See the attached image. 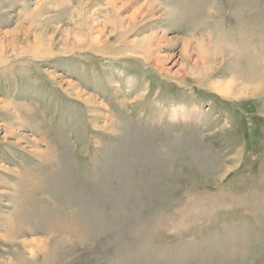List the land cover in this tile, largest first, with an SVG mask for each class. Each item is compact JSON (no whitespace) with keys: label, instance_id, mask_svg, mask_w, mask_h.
<instances>
[{"label":"rangeland","instance_id":"374dc122","mask_svg":"<svg viewBox=\"0 0 264 264\" xmlns=\"http://www.w3.org/2000/svg\"><path fill=\"white\" fill-rule=\"evenodd\" d=\"M0 264H264V0H0Z\"/></svg>","mask_w":264,"mask_h":264},{"label":"bare ground","instance_id":"6f19581e","mask_svg":"<svg viewBox=\"0 0 264 264\" xmlns=\"http://www.w3.org/2000/svg\"><path fill=\"white\" fill-rule=\"evenodd\" d=\"M142 6H146V4H142ZM149 8H150V10H153L154 9V6L153 5H149ZM133 14H135V13H133ZM133 14H132V18H133ZM120 22H122V21H120ZM150 37V36H149ZM152 38L153 37H150V38H147L146 40H144V41H141L140 42V47H143L144 48V43H147V44H149V42H150V39L152 40ZM158 41V40H157ZM147 44H145V45H147ZM129 45V44H128ZM130 45H132L131 43H130ZM148 46L150 47L151 45L149 44V45H147V48H144L145 50V52H146V57H149V52H150V50H148L149 48H148ZM157 54V53H156ZM155 56V55H154Z\"/></svg>","mask_w":264,"mask_h":264}]
</instances>
